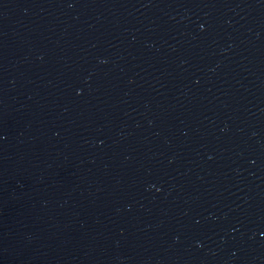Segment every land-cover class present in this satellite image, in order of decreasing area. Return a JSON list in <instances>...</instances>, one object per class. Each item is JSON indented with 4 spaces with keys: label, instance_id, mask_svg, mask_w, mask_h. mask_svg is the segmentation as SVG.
Instances as JSON below:
<instances>
[{
    "label": "water",
    "instance_id": "water-1",
    "mask_svg": "<svg viewBox=\"0 0 264 264\" xmlns=\"http://www.w3.org/2000/svg\"><path fill=\"white\" fill-rule=\"evenodd\" d=\"M0 264H264V0H0Z\"/></svg>",
    "mask_w": 264,
    "mask_h": 264
}]
</instances>
